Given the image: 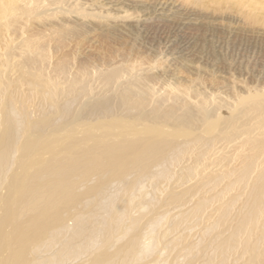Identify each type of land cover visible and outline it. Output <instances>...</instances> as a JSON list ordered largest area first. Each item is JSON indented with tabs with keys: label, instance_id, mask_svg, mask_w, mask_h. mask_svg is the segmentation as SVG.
I'll return each instance as SVG.
<instances>
[{
	"label": "bare ground",
	"instance_id": "6f19581e",
	"mask_svg": "<svg viewBox=\"0 0 264 264\" xmlns=\"http://www.w3.org/2000/svg\"><path fill=\"white\" fill-rule=\"evenodd\" d=\"M18 1L0 0V31L8 10L22 9ZM250 3L264 9V0ZM30 55L17 61L7 55L15 61L8 64L17 75L11 83L0 52V264H61L68 255L74 264H264V168L258 170L256 162L264 134L249 140L251 154L240 156L242 166H229L237 160L231 154L207 157L219 142L264 129V117L246 129L239 121L264 112L263 95L217 118L209 108L199 114L151 105L148 92L131 84L100 101L82 105L76 92L62 102L56 81L48 84L45 75L44 82ZM211 165L220 169L175 191ZM247 187L238 205L239 191ZM234 188L238 194L223 201ZM221 200L225 204L216 213L211 207ZM204 212L216 215L214 221L207 224ZM194 228L199 230L190 243ZM182 250L186 259L178 263ZM43 251L45 260H33Z\"/></svg>",
	"mask_w": 264,
	"mask_h": 264
},
{
	"label": "rangeland",
	"instance_id": "374dc122",
	"mask_svg": "<svg viewBox=\"0 0 264 264\" xmlns=\"http://www.w3.org/2000/svg\"><path fill=\"white\" fill-rule=\"evenodd\" d=\"M20 1H26L24 6L18 3L22 9L8 10L1 20L0 52L4 55L5 74L12 79L11 83L17 75L10 72L12 68L8 64L29 52L36 59L35 71L44 77L41 79L45 82L47 75L49 80L53 77L51 81L46 80L48 84L55 81L58 84L51 83L58 90L60 88L62 102L73 100L75 93L80 92V104L92 103L134 85L148 92L151 105L162 102L164 107L194 108L199 114L209 108L217 118V115L231 114L232 110L234 113L237 108L243 109L245 105L251 106L257 101L253 97L264 96V9H253L251 0H48L51 3L44 0L48 5H43L42 0ZM245 5L249 6L246 13ZM7 55L9 58L15 55V59L9 62ZM73 85L75 92L70 91ZM33 115L39 113L33 112ZM262 117L264 112H250L239 120L244 123L240 128L256 127L263 123ZM257 132L264 134V129L243 133L228 144L219 142L215 151L207 155L208 161L231 154L232 159L237 157V160L229 166H242L241 158L251 154L249 140L258 136ZM257 156L259 170L264 168V149ZM219 167L199 168L200 174L175 191L182 193L196 183V178L218 171ZM238 190L226 192L223 201L238 194ZM247 190L248 187L239 191L242 198L238 205L242 204ZM218 191L217 186L211 194L216 195ZM223 201L211 208L219 213V206L221 209L227 202ZM209 215L204 212L207 217L203 220L209 219L207 224L216 216L210 218ZM69 223L72 225L73 220ZM198 230L189 231L191 236L195 235L189 236L190 243L197 237ZM63 242L64 238L59 240L60 244ZM160 253L164 257L167 250ZM47 256L45 251L39 252L33 260H45ZM86 258L87 255L82 259ZM235 258L236 253L231 254L230 262ZM185 259L182 250L178 263ZM55 260L62 262L59 257ZM63 263L74 264L75 260L68 255Z\"/></svg>",
	"mask_w": 264,
	"mask_h": 264
}]
</instances>
